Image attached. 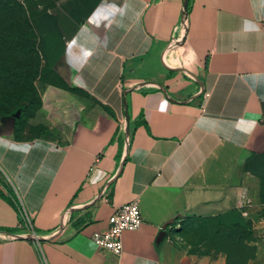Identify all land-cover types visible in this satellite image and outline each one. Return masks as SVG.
Instances as JSON below:
<instances>
[{
    "label": "crops",
    "instance_id": "1",
    "mask_svg": "<svg viewBox=\"0 0 264 264\" xmlns=\"http://www.w3.org/2000/svg\"><path fill=\"white\" fill-rule=\"evenodd\" d=\"M59 36L39 112L63 135L0 119V264H227L195 243L220 215L249 223L264 264V202L239 168L264 153V0H95ZM135 198L121 255L98 249Z\"/></svg>",
    "mask_w": 264,
    "mask_h": 264
},
{
    "label": "rangeland",
    "instance_id": "2",
    "mask_svg": "<svg viewBox=\"0 0 264 264\" xmlns=\"http://www.w3.org/2000/svg\"><path fill=\"white\" fill-rule=\"evenodd\" d=\"M94 1L0 0V119L16 117L17 137L60 138L63 135L51 130L44 122L45 112H39L41 93L51 85H60V78L47 64L42 38L48 33L72 30L85 18ZM239 168L253 181L255 179L259 200L264 202V155L247 157L239 163ZM195 226L206 229L202 224ZM208 229L203 232L204 238L198 233L197 247L224 250L228 254L227 264H248L255 258L257 239L252 231L232 233L212 226ZM178 235L180 241L184 239L182 234Z\"/></svg>",
    "mask_w": 264,
    "mask_h": 264
},
{
    "label": "built area",
    "instance_id": "3",
    "mask_svg": "<svg viewBox=\"0 0 264 264\" xmlns=\"http://www.w3.org/2000/svg\"><path fill=\"white\" fill-rule=\"evenodd\" d=\"M142 222L139 200L135 198L118 206L108 217L107 226L103 229L93 231L90 238L97 245L98 249H103L120 256L123 250V232L138 229ZM176 224L177 222L171 223L166 227L169 236L175 229ZM0 234L4 237L10 236V233L7 232H0ZM30 237L36 238L37 235L32 232Z\"/></svg>",
    "mask_w": 264,
    "mask_h": 264
},
{
    "label": "trees",
    "instance_id": "4",
    "mask_svg": "<svg viewBox=\"0 0 264 264\" xmlns=\"http://www.w3.org/2000/svg\"><path fill=\"white\" fill-rule=\"evenodd\" d=\"M59 42H61V39L58 33H48V34H45L44 37L42 38V50L46 56L47 64L51 68L55 61V58H57V56L59 55V50H57V46ZM15 124H16V119H15ZM263 155L264 153H262L261 155H257V156H263ZM225 215H227V213H225ZM197 220H201V219H197ZM212 227H217V228H220L227 232H232V233L234 232L238 233L239 231H246V230L251 232L250 225L247 221L243 222L237 219L231 222L227 220L226 218H224V215H220L217 223L212 225Z\"/></svg>",
    "mask_w": 264,
    "mask_h": 264
}]
</instances>
